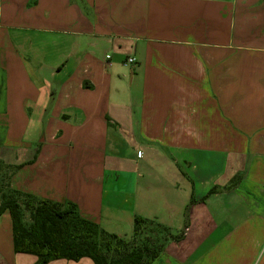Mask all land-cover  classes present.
<instances>
[{
  "label": "crops",
  "instance_id": "crops-1",
  "mask_svg": "<svg viewBox=\"0 0 264 264\" xmlns=\"http://www.w3.org/2000/svg\"><path fill=\"white\" fill-rule=\"evenodd\" d=\"M0 160L110 233L181 234L150 264H264V0H0ZM35 261L0 215V264Z\"/></svg>",
  "mask_w": 264,
  "mask_h": 264
},
{
  "label": "trees",
  "instance_id": "trees-1",
  "mask_svg": "<svg viewBox=\"0 0 264 264\" xmlns=\"http://www.w3.org/2000/svg\"><path fill=\"white\" fill-rule=\"evenodd\" d=\"M20 167L0 160V169L4 174L8 172V178ZM8 178L0 194V215L6 212L10 216L14 251L35 255L34 264L84 257L93 264H150L168 240L181 238L158 221L138 215L133 218L131 235L118 236L82 217L74 203H59L15 190ZM239 179L240 174L234 176L226 188L236 185ZM216 190L211 188L203 200Z\"/></svg>",
  "mask_w": 264,
  "mask_h": 264
},
{
  "label": "rangeland",
  "instance_id": "rangeland-1",
  "mask_svg": "<svg viewBox=\"0 0 264 264\" xmlns=\"http://www.w3.org/2000/svg\"><path fill=\"white\" fill-rule=\"evenodd\" d=\"M7 173L4 174V171L2 169H0V194H1L2 188L4 189V186L6 185V181L8 178ZM26 219H27V215H26Z\"/></svg>",
  "mask_w": 264,
  "mask_h": 264
},
{
  "label": "built area",
  "instance_id": "built-area-1",
  "mask_svg": "<svg viewBox=\"0 0 264 264\" xmlns=\"http://www.w3.org/2000/svg\"><path fill=\"white\" fill-rule=\"evenodd\" d=\"M107 58L109 57V55H107L106 56ZM126 63H128V64H135L136 63V57H134V56H129V57H127V59H126Z\"/></svg>",
  "mask_w": 264,
  "mask_h": 264
}]
</instances>
